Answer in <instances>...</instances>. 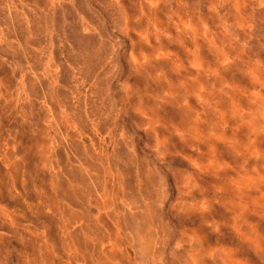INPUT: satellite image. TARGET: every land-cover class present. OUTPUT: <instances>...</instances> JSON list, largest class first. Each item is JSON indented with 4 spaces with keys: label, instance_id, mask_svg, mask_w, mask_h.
I'll return each instance as SVG.
<instances>
[{
    "label": "rangeland",
    "instance_id": "obj_1",
    "mask_svg": "<svg viewBox=\"0 0 264 264\" xmlns=\"http://www.w3.org/2000/svg\"><path fill=\"white\" fill-rule=\"evenodd\" d=\"M0 264H264V0H0Z\"/></svg>",
    "mask_w": 264,
    "mask_h": 264
}]
</instances>
